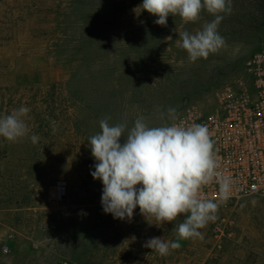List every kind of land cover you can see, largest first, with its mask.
Instances as JSON below:
<instances>
[{"label":"rangeland","instance_id":"374dc122","mask_svg":"<svg viewBox=\"0 0 264 264\" xmlns=\"http://www.w3.org/2000/svg\"><path fill=\"white\" fill-rule=\"evenodd\" d=\"M142 3L0 0V117L31 109L24 138L0 136V264H264L261 196L216 203L217 219L188 240L174 229L190 213L161 225L139 207L130 222L103 211L88 146L99 121L131 127L143 115L156 127L170 107L176 116L190 106L212 112L222 90L245 84V62L264 43V0H231L218 29L225 45L195 62L178 33L214 17L170 14L159 26ZM59 180L68 194L54 202L48 191ZM151 237L179 247L160 256L143 247Z\"/></svg>","mask_w":264,"mask_h":264},{"label":"clouds","instance_id":"9594fccd","mask_svg":"<svg viewBox=\"0 0 264 264\" xmlns=\"http://www.w3.org/2000/svg\"><path fill=\"white\" fill-rule=\"evenodd\" d=\"M137 8L158 17L154 23L159 26H167L170 14H178L186 23L197 21L202 9L211 14L214 19L203 24L201 30L178 33L177 43L187 51L191 62L207 58L226 43L218 29L222 14L231 12V0H143ZM30 111L21 106L0 117V136L10 142L24 138L28 134L25 117ZM159 118L162 124L156 127L150 126L143 115L137 116L131 127L127 122L110 124V117L104 118L99 121L100 131L89 137L88 146L96 161L91 175L103 184V211L114 219L130 222L139 207L147 222L155 218L161 225L176 220L179 214L190 213L174 231L178 239L202 238L198 230L217 219L218 205L202 199L200 189L217 179L221 198L226 199L231 181L217 171L214 141L206 126L169 124V120L176 119V109L171 107L167 112L160 111ZM52 124L55 133V121ZM30 138L33 144L39 140L34 134ZM143 247L167 256L179 243L151 237Z\"/></svg>","mask_w":264,"mask_h":264},{"label":"built area","instance_id":"2783aa9c","mask_svg":"<svg viewBox=\"0 0 264 264\" xmlns=\"http://www.w3.org/2000/svg\"><path fill=\"white\" fill-rule=\"evenodd\" d=\"M245 70V84L222 90L214 111L202 113L190 106L169 122L185 128L194 124L208 128L217 171L231 181L226 199L221 198L217 179L202 186L200 197L214 203L264 197V43L248 57ZM67 194V182L59 180L49 189L48 198L59 202Z\"/></svg>","mask_w":264,"mask_h":264},{"label":"trees","instance_id":"16d2710c","mask_svg":"<svg viewBox=\"0 0 264 264\" xmlns=\"http://www.w3.org/2000/svg\"><path fill=\"white\" fill-rule=\"evenodd\" d=\"M30 204H31V201H24L20 203L21 207H26V208L30 207Z\"/></svg>","mask_w":264,"mask_h":264}]
</instances>
